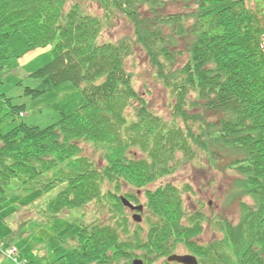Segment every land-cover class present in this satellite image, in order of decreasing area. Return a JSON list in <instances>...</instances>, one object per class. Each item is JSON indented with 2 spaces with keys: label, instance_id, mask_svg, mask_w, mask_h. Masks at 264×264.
I'll list each match as a JSON object with an SVG mask.
<instances>
[{
  "label": "trees",
  "instance_id": "1",
  "mask_svg": "<svg viewBox=\"0 0 264 264\" xmlns=\"http://www.w3.org/2000/svg\"><path fill=\"white\" fill-rule=\"evenodd\" d=\"M88 4L108 23L117 13L127 18L135 40L102 41L103 18L86 11ZM0 34L7 50L0 60L51 45V60L32 75L71 82L87 99L44 128L25 121L0 128L1 201L63 185L48 202L51 215L100 199L103 190L123 213L122 185L148 187L198 149L212 160L233 156L236 187L253 200H240V219L226 222L222 239L201 243L205 215L184 207L190 186L167 181L145 190L152 215L145 232L137 225L130 233L124 215L119 227L82 225L61 264H132L136 257L154 264L179 245L200 264H264V0H0ZM181 41L188 59L175 66L172 48ZM135 44L175 96L171 119L154 113L133 83L127 59ZM19 107L11 105V113ZM85 143L100 151L101 166L82 154ZM126 197L139 202L135 193Z\"/></svg>",
  "mask_w": 264,
  "mask_h": 264
},
{
  "label": "rangeland",
  "instance_id": "2",
  "mask_svg": "<svg viewBox=\"0 0 264 264\" xmlns=\"http://www.w3.org/2000/svg\"><path fill=\"white\" fill-rule=\"evenodd\" d=\"M178 6L171 5L168 10L179 11ZM86 11L103 18L104 28L100 34L102 41L118 42L123 38L135 40L131 22L120 13L113 16L108 23L103 11L97 5L88 4ZM1 39L0 34V42ZM178 44L172 48V51L175 52V66H182L188 59V53L183 41ZM6 53V47L0 46V55ZM51 58V45H48L22 58L11 57L0 60V97L2 98L0 128L3 132L24 121L44 128L56 122L61 112L71 113L86 104L84 92L73 83L53 85L48 77L32 75ZM127 68L133 75L136 89L146 99L149 108L165 119H171L175 96L165 86L140 45H134V52L127 59ZM100 80L102 79L99 78L98 81ZM82 86L85 88L86 84ZM27 87L42 92L34 97L26 92ZM11 105L24 106V110L23 107H19L20 109H16L15 113H11ZM132 111L133 107H129L128 113L131 114ZM210 119L214 120V118ZM82 154L98 166L104 162L100 157V151L92 145L82 144ZM137 154L142 156L144 153L137 150ZM231 159L233 156L227 157L223 153L212 160L206 152L198 149L196 156L185 162L178 171L148 187L138 189L128 184L122 185L119 195L126 197L127 193H135L139 200L137 204L143 205L141 222H136L132 218L134 212L128 208H125L123 213L118 211L114 199L106 196L105 190L102 198H97L82 207L65 209L58 215L49 214L47 205L63 185L56 186L45 195L35 194V197L15 195L7 197L4 201L0 200V242L4 240L13 244L19 252L18 261L4 257L0 258V264H61V260L58 259L75 245V236L80 226L96 222L119 227L122 215L128 220L129 232L137 229V225H140L138 229L140 232H145L148 229L145 218L150 215L146 205L145 190L153 189L167 181L181 188L190 186L191 189L183 194L186 213L189 215L201 211L205 215L203 232L198 240L207 243L222 239L226 222L236 224L240 219V200L253 203L251 197L240 194L236 187L240 175L230 166ZM7 192L8 196L13 191ZM121 233L125 234L123 231ZM175 253L182 255L188 251L180 245ZM154 264H166L165 257L157 259Z\"/></svg>",
  "mask_w": 264,
  "mask_h": 264
},
{
  "label": "water",
  "instance_id": "3",
  "mask_svg": "<svg viewBox=\"0 0 264 264\" xmlns=\"http://www.w3.org/2000/svg\"><path fill=\"white\" fill-rule=\"evenodd\" d=\"M121 200L125 206L130 207L132 210L142 211V209H143V205H134L124 196H121ZM133 217L136 221L142 220V216L140 214L135 213L133 215ZM168 260L169 261H177V262L183 263V264H198L197 258L193 255H176V254H173V255H170L168 257ZM133 264H144V263H143V260H141V259H135L133 261Z\"/></svg>",
  "mask_w": 264,
  "mask_h": 264
},
{
  "label": "built area",
  "instance_id": "4",
  "mask_svg": "<svg viewBox=\"0 0 264 264\" xmlns=\"http://www.w3.org/2000/svg\"><path fill=\"white\" fill-rule=\"evenodd\" d=\"M9 252H12V250H9Z\"/></svg>",
  "mask_w": 264,
  "mask_h": 264
}]
</instances>
